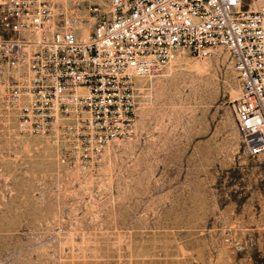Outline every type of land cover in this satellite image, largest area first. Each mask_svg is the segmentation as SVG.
<instances>
[{
  "label": "rangeland",
  "instance_id": "rangeland-1",
  "mask_svg": "<svg viewBox=\"0 0 264 264\" xmlns=\"http://www.w3.org/2000/svg\"><path fill=\"white\" fill-rule=\"evenodd\" d=\"M58 2L81 33L107 5ZM238 94L227 50H181L136 79L134 131L93 165L0 112V264H264V152L244 150Z\"/></svg>",
  "mask_w": 264,
  "mask_h": 264
},
{
  "label": "built area",
  "instance_id": "built-area-1",
  "mask_svg": "<svg viewBox=\"0 0 264 264\" xmlns=\"http://www.w3.org/2000/svg\"><path fill=\"white\" fill-rule=\"evenodd\" d=\"M59 0H0V112L21 135L76 148L66 164L102 163L135 126L136 79L181 51L227 50L239 94L231 103L244 150L264 152V6L244 0H107L92 24Z\"/></svg>",
  "mask_w": 264,
  "mask_h": 264
},
{
  "label": "bare ground",
  "instance_id": "bare-ground-1",
  "mask_svg": "<svg viewBox=\"0 0 264 264\" xmlns=\"http://www.w3.org/2000/svg\"><path fill=\"white\" fill-rule=\"evenodd\" d=\"M197 72H198V70H197Z\"/></svg>",
  "mask_w": 264,
  "mask_h": 264
}]
</instances>
